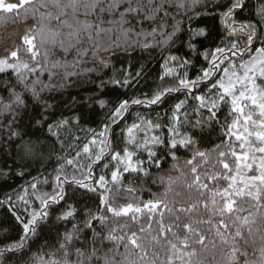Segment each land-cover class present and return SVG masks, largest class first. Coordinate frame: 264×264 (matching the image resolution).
I'll list each match as a JSON object with an SVG mask.
<instances>
[{
	"label": "snow or ice",
	"instance_id": "6c2138e0",
	"mask_svg": "<svg viewBox=\"0 0 264 264\" xmlns=\"http://www.w3.org/2000/svg\"><path fill=\"white\" fill-rule=\"evenodd\" d=\"M0 264H264V0H0Z\"/></svg>",
	"mask_w": 264,
	"mask_h": 264
},
{
	"label": "trees",
	"instance_id": "16d2710c",
	"mask_svg": "<svg viewBox=\"0 0 264 264\" xmlns=\"http://www.w3.org/2000/svg\"><path fill=\"white\" fill-rule=\"evenodd\" d=\"M152 67L153 68L156 67L155 63H153ZM23 182H24L23 180H19V181H13L12 183H21L22 184Z\"/></svg>",
	"mask_w": 264,
	"mask_h": 264
}]
</instances>
